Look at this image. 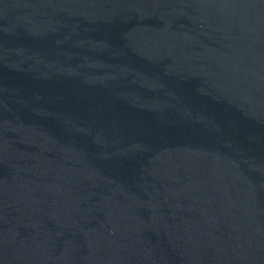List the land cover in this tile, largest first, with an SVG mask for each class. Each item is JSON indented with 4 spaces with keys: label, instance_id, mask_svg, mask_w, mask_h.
Here are the masks:
<instances>
[{
    "label": "water",
    "instance_id": "water-1",
    "mask_svg": "<svg viewBox=\"0 0 264 264\" xmlns=\"http://www.w3.org/2000/svg\"><path fill=\"white\" fill-rule=\"evenodd\" d=\"M0 264H264V0H0Z\"/></svg>",
    "mask_w": 264,
    "mask_h": 264
}]
</instances>
